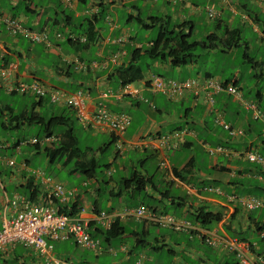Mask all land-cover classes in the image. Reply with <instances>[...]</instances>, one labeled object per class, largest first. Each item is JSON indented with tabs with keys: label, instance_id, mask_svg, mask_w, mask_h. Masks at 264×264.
I'll list each match as a JSON object with an SVG mask.
<instances>
[{
	"label": "crops",
	"instance_id": "0c3cea01",
	"mask_svg": "<svg viewBox=\"0 0 264 264\" xmlns=\"http://www.w3.org/2000/svg\"><path fill=\"white\" fill-rule=\"evenodd\" d=\"M0 1L8 5L5 10V5H1L0 2V17H14L28 30L37 33L46 32L50 42L48 46L31 44L21 36L9 34L3 21L0 20V68L11 63L15 64L16 68L11 75L10 85L38 83L53 90L56 89L53 85L58 82L63 85L58 89L66 91L69 88L67 92L72 94L83 92L89 113L95 112L99 105L107 108L112 114H123L129 118V125L121 136L125 143L152 140L172 133H180L182 137L178 148L166 152L169 170L159 167V156L150 148L124 146L122 154L117 155L114 152L102 179H98L91 172L85 174L89 182L84 181L83 186L87 188L86 193L94 199L92 204L85 201L79 202L80 195L76 193L78 190L68 188L62 183L65 188L74 191V196L57 207L75 206L74 215L70 216L68 211L63 214L86 223L91 238L99 241L100 249L96 251L82 249L72 238H68L54 244L56 257L70 264H133L138 258H142L144 264H237L234 255L224 248L222 242L229 237L249 243L253 261L256 264H264V240L257 232L258 226L264 224V220H261L262 214H255L256 210L250 212L230 202L232 196L257 197L253 192L264 193V164L250 163L245 158V152L251 150L264 154L262 122L254 121L251 115L242 109L240 103L227 94L216 97L213 111H211L203 96L195 98L186 95L183 99H168L162 94L152 93L145 83L156 74L151 71L148 64L144 65L140 63V60L137 65L143 68V79L132 83V86L140 90L141 99L129 96L119 99L114 96L106 98L102 96L106 90H112L114 93L118 90L124 80L123 73L129 68L132 48L142 46L143 49V45H136L135 40L132 43H125L123 48L121 47L125 55L119 66L110 65L108 56L119 50L114 40L120 35L125 36L129 33L125 27L117 32V23L114 21L115 28L111 29L110 20H113L111 15L118 16L116 9L125 13V9L128 8L127 19L134 20L139 14H144L147 22L158 19L159 22L167 21L181 26L191 23L190 29H194L199 18L206 15L205 8L212 7L217 16L212 20L206 16V19L215 27L212 31L205 32L204 38L210 34L221 36L224 28L239 30L240 46L226 51L227 54H235L241 47H244L245 53H248L250 43L241 35L243 27L246 26L252 28V33L256 35L254 40L257 49L262 48L264 0H177L175 2L139 0L143 3L140 7L136 5L138 2L128 0H68V3L61 0ZM93 7L99 8V12L101 8L106 9L104 18L102 17L103 19L99 20L95 26L96 37L100 41L87 47L81 44L83 48L78 46L80 43L70 44V34L74 36L83 34L80 24L84 18L92 17L84 13ZM235 23L238 24L235 25ZM190 29L183 27L180 31L186 34ZM58 34L61 35L60 38L57 37ZM8 38H11L12 42H9ZM169 44L172 45V40ZM68 46L75 52L70 51ZM126 58H129L127 62H125ZM251 59L254 65L259 67V70L255 69V77L264 78V59ZM150 60L152 68L165 73H176L179 76L183 72H192L197 64L190 62L182 67L173 66L171 59L159 57L150 58ZM94 62L98 67L85 70L76 68L80 64L91 65ZM103 64L107 69L102 68ZM238 75L239 73L229 81L212 76L208 72L198 71L195 78L213 77L222 83L227 81L237 83L239 87ZM157 76L177 81L190 79ZM5 82L6 80L0 76L1 90H4ZM262 95L258 94L257 101L248 102H256L261 106ZM242 96L246 100L243 94ZM44 102L47 106L43 105ZM43 107L46 113L51 115L56 113L52 107L67 109L74 115L73 110L64 105H53L48 98L40 101L35 112L40 113ZM4 108L5 106L1 107L2 110ZM214 113L222 116L234 127L242 129L244 136L232 139L225 130L214 124ZM6 119L7 116L4 115L2 121L6 122ZM20 131V129L16 130L17 133ZM99 132L109 135L115 147L117 139L111 132ZM204 134L207 135L205 138ZM210 144H215V148L222 147L225 152L211 156L209 150L215 148H206L210 147ZM196 146L202 148H195ZM197 151H202L201 153L208 157L206 166L203 168L195 167ZM19 152V149L0 150L1 160L14 158L17 162L15 168L6 166L3 161L0 162V180L3 185V189L0 190V226L6 200L16 193L21 194L27 181L38 186L37 199L45 198V188L42 185H36L29 173L20 168V164L26 160L14 156ZM171 153L174 155L169 156ZM151 159H154L156 163H150ZM27 166L30 168L28 164ZM202 169L205 171L203 172ZM108 171L111 172L109 176L106 173ZM118 172L121 176L119 180H116L114 174ZM71 173L75 172L72 170ZM134 174L148 182L140 192H135L133 185H126L127 179L132 175L135 176ZM101 201H103L104 209L100 207ZM138 206L188 221L193 224L194 231L175 232L171 229L158 228L149 222L137 221L132 216H123L128 210ZM199 209L220 213L223 218L219 223L204 226L195 220ZM169 210H174L176 215L169 213ZM99 212L110 213L114 217L112 227L117 232L115 237L106 236V231L110 228H103L98 223ZM136 223L139 226H136ZM203 233L216 236L220 242L216 246H209L201 237ZM98 236L103 237L106 247L102 246ZM143 240L146 243H142ZM114 242L117 244L113 245ZM0 259L13 264L16 261L18 264H45L35 251L19 245L8 248L5 255H0Z\"/></svg>",
	"mask_w": 264,
	"mask_h": 264
},
{
	"label": "built area",
	"instance_id": "2783aa9c",
	"mask_svg": "<svg viewBox=\"0 0 264 264\" xmlns=\"http://www.w3.org/2000/svg\"><path fill=\"white\" fill-rule=\"evenodd\" d=\"M61 1L68 3V0ZM145 1L156 2L158 0ZM167 1L175 2L177 0ZM205 11L210 20L215 19L217 16L216 11L212 7L207 6ZM97 13L98 8L94 7L86 12L90 16H94ZM0 20L3 21L8 33L13 36H21L31 44L45 46L50 44L46 32L37 33L28 30L20 24L18 19L10 16L0 17ZM110 27L111 29L115 28L113 20H110ZM57 37L60 38L61 35L58 34ZM69 39L73 41L77 40L73 35ZM127 39L128 35H120L114 40V43L122 47L127 42ZM78 40L80 43H87V37L85 35L79 37ZM99 41L98 37H95L94 44ZM123 55V50L119 49L111 53L107 60L112 67H116L121 63L120 61ZM96 67H98L97 63L94 62L89 66L80 64L76 68L85 70ZM102 68L104 70L107 69L105 64H103ZM15 69V64L13 63L0 68V76L6 80L4 90L7 94H32L37 99L48 97L52 104H62L74 110L78 121L84 126L99 131L111 132L117 139L115 143V152L117 155L122 154V151L125 149L124 146L131 148H150L159 156V167L164 170L169 168L166 152L178 148V144L182 141L180 133H172L152 140L125 143L121 136L130 122L126 115L112 114L107 108L99 105L95 112L89 113L86 109L84 95L81 92L70 94L61 89L50 90L45 85L38 83L10 85L9 81ZM145 86L152 93L162 94L168 99H183L186 95L194 96L195 98L203 96L208 109L211 111H213L215 105V98L220 94H227L237 100L242 109L248 112L254 121H261L264 127V110L257 103L244 100L241 90L234 83H222L213 77L176 81L164 79L159 76H152L145 83ZM102 96L104 98L114 96L117 99L129 96L141 99L140 90L129 83H121L116 93L112 90H106ZM213 122L215 125L224 129L231 138H240L244 135L242 129L234 128L230 124L225 123L219 114L215 116ZM50 140V138L45 139V142ZM28 142L36 144L37 140L33 138L28 140ZM24 144L25 142L20 143V145ZM216 153H223V149L218 147L209 150L211 156ZM245 158L250 163L264 164V158L254 151L246 152ZM4 163L10 168L17 166L14 159H7ZM20 168L29 173L36 185H42L46 190V194L43 200L37 199L36 201H30L19 194H14L10 199L6 200L3 221L0 226V255L5 254L10 247L21 245L26 249L35 251L44 260L45 264H70L68 261L60 259L54 254V244L68 238H72L75 244L82 249L99 250L100 243L91 238L86 223L77 218H71L66 214H62L58 210L57 206L66 203L67 199L73 197L74 191H67L61 183L50 179L40 170L29 169L25 163H21ZM110 173L108 171L107 175H110ZM0 189H3L1 180ZM230 200V202H234L250 212L264 208L263 201L254 196H232ZM123 216H132L137 221L149 222L159 228H167L176 232L194 231L193 225L190 222L168 214L156 213L148 210L144 206L130 209ZM113 219L114 217L110 213L100 212L97 215L98 223L106 229L111 227ZM201 235H203L201 237L204 242L209 246H216L220 242V239L211 234L203 233ZM260 236L264 237V231ZM222 242L224 248L234 255L237 264H256L251 257V247L247 242L229 237H226ZM0 264L8 263L0 261ZM133 264H144V260L138 258Z\"/></svg>",
	"mask_w": 264,
	"mask_h": 264
},
{
	"label": "rangeland",
	"instance_id": "374dc122",
	"mask_svg": "<svg viewBox=\"0 0 264 264\" xmlns=\"http://www.w3.org/2000/svg\"><path fill=\"white\" fill-rule=\"evenodd\" d=\"M39 2L40 0H36ZM131 2H138L136 5L139 7L142 6L143 3L139 2V0H128ZM1 2V1H0ZM1 5H5V10H7L8 5L5 2H1ZM128 9V8H127ZM127 9H125V13H122L121 11L116 9V13L118 16L112 14L111 17L115 23H117V32L121 31V29H128L133 37H135V43L136 45H143L142 52L144 54L141 56L140 63L148 64L151 67V71L154 72V74L162 75L165 77H169L172 79H178V77H181V79H198L195 78L198 71L205 73L208 72L212 76H218L222 77L223 80H231L232 77L235 75H238V81L240 82L241 93L245 96L246 101H257V93L263 94L262 96V102H261V108H264V78L259 79L255 77V69L259 70V67L254 65L253 62H248L244 57L243 54L245 52L244 47L239 48L237 50L238 53L235 54H226L223 52H220L219 50L215 51H203L202 49H197L196 54H198V58H196V68L192 70V72L185 73L183 72L181 76L177 75L176 73H165L160 70L152 68V61L147 56V46L148 43L154 38L155 31H157V27L147 29L145 26H140L139 24L135 23V21H131L130 23H126V15H127ZM142 19L144 17V14L141 15ZM206 15H202L199 18V21H197V25H195L194 32L190 38V41H198L199 39L204 38L205 32L212 31L214 29V25L212 23H208L206 19ZM264 20V19H263ZM174 21V19H173ZM238 24V23H237ZM235 23V25H237ZM22 25V24H21ZM23 26V25H22ZM28 26V25H27ZM24 27V26H23ZM29 27V26H28ZM106 29V27H105ZM36 32V31H35ZM242 38L246 39L249 45L248 49V56L250 58H255V60L264 59V44L262 48L257 49V44L254 40V35L252 33V28H249L248 26L243 27V32L241 33ZM9 42H12L11 38H8ZM171 42V41H170ZM25 44H27L25 42ZM69 47V46H68ZM70 51H74L72 47H69ZM129 58L125 59V62L128 61ZM152 72V73H153ZM161 77V76H160ZM44 79V78H43ZM166 79V78H165ZM171 80V79H168ZM177 81V80H176ZM56 88H61L63 85L56 82V84L53 85ZM65 87V86H64ZM67 88V86H66ZM69 88L66 89V91ZM35 98L30 95H19V94H7L4 90L0 89V108L4 106H9L10 108L14 109L16 112H20L23 110L30 111L32 109V103L35 102ZM256 103V102H255ZM44 106H47L46 103H43ZM173 107H176V105H173ZM52 109L56 112V114L64 115V116H70L72 119V127L74 130V135L77 139V146L81 152H83V158H94L96 160L97 168L95 170V175L98 179H102L105 166L109 164V161L111 157L113 156L115 152V147L111 143V137L107 134H102L99 131L95 130H89L85 128L81 123L78 122L77 118L74 116H71L70 112H68L67 109H58L56 107H52ZM181 111V107H180ZM40 114L42 116H47L50 114L46 113L45 107H43L40 111ZM214 113V116L215 117ZM224 119V118H223ZM3 120L0 116V122ZM225 121V120H224ZM226 122V121H225ZM228 123V122H227ZM44 128L45 125H33L31 127H24L21 129L20 132H16V130H3L0 128V145H6L8 142L11 143V141H17L19 138L21 141L23 140H29L32 138H37L39 140L44 139ZM64 129L63 126H57L56 131L61 132ZM220 129V128H219ZM24 130V131H22ZM222 130V129H220ZM215 132V129L213 130ZM223 131V130H222ZM207 135H203L205 138ZM46 144V143H45ZM104 145V146H103ZM106 148H103L105 147ZM19 154L14 155L18 157V159H24L28 160L29 169L32 170H40L41 172L45 173L46 176H48L52 180H56L59 183H64L67 185L68 188H76L78 191L77 194L80 195V200L85 201L86 203L92 204L94 203V199L90 197L91 195L86 193L87 188H84L83 182L87 180L84 174L81 173H71L72 170V164L64 165V160L56 161L55 163H51L47 156L45 155L43 149L41 148L40 151H36L35 148L32 146H26V145H20L19 147ZM103 148V151L100 152V149ZM195 148H202V147H195ZM206 148H215V144H210V147L207 146ZM202 151H197V154H195L196 157V168H200V166L203 168L206 166L208 158L204 153H201ZM174 153L169 154V156H173ZM150 163L154 164L156 161L154 159L150 160ZM137 169H139L137 165ZM13 170V169H12ZM203 172L205 171L202 169ZM207 174L208 171H207ZM121 176V173H115L114 178L116 180H119ZM92 188V187H90ZM102 188H104L102 186ZM67 191L71 189L65 188ZM254 195L259 197L261 200L264 201V193L260 192L257 193L253 192ZM101 209L103 208V201L99 202ZM169 213L175 214L174 210H169ZM261 213V220H264V208L257 209L255 212ZM176 215V214H175ZM178 215V214H177ZM136 226H139V224H135ZM214 226V225H213ZM234 235V234H232ZM235 236L241 237L239 234H235ZM101 240L102 246L106 247V243L102 236H98ZM115 241V240H113ZM117 242H114L113 245H116ZM146 250V249H145Z\"/></svg>",
	"mask_w": 264,
	"mask_h": 264
},
{
	"label": "trees",
	"instance_id": "16d2710c",
	"mask_svg": "<svg viewBox=\"0 0 264 264\" xmlns=\"http://www.w3.org/2000/svg\"><path fill=\"white\" fill-rule=\"evenodd\" d=\"M102 7V6H101ZM106 9L101 8L100 12L96 15L88 18H84L83 22L80 24V27L83 28V34L87 36V44H82L83 47H87L88 45L94 44V40L96 37L95 26L99 23V20L103 19V15H105ZM103 17V18H102ZM141 14L136 16L134 20L133 18L126 19L127 23L131 21H135V23L140 26H145L147 29L152 27H158L157 31H155L154 38L148 43L146 54L152 58H166L171 59V63L173 66H186L190 62H196V58H198V54H196L197 49H202L203 51H214L220 50V52L226 53L227 50L236 49L240 46V31L234 29L224 28L222 30V35L219 34H210L206 38L199 41H190V38L194 32V29L191 28V23H186L181 25H174L173 23L159 22L158 19H152L150 22H147L146 19L141 18ZM14 18V17H13ZM188 28L190 31L184 34L180 31L182 28ZM135 37L132 34L128 33V39L125 43L134 42ZM172 40V45L169 44V41ZM70 44L74 45L75 43L70 42ZM123 44V46L125 45ZM78 44V43H77ZM79 44L78 46H80ZM119 46V45H118ZM81 47V46H80ZM81 47V48H83ZM121 47L119 46V49ZM123 48V47H122ZM121 48V50H123ZM124 55L125 51L123 50ZM227 54V53H226ZM122 56V59L124 57ZM142 56V46L140 48H132L131 50V61L129 63V68L125 71L124 80L122 84H132L136 81L143 79V68L141 65H137L140 58ZM243 57L248 61L252 62V59L248 57V53L244 52ZM119 66V65H118ZM209 78V77H207ZM230 81V80H229ZM229 81L224 83H230ZM235 86L238 87L237 83H234ZM240 90L241 88L238 87ZM259 94V93H258ZM257 94V97H258ZM261 95V93H260ZM40 104V101H35L32 103V109L30 111L23 110L20 112H16L14 109L9 106H5L2 110L0 108V116H7V119L0 122V128L3 130H21L24 126L31 127L33 125H45L44 128V139L41 141L37 138L36 144H31L28 140L21 141L19 138L17 141L8 142L3 148V150H14L16 147L20 145V143H24L26 146H32L36 151H40L43 149L45 155L49 159L51 163H55L59 160H64L63 164L68 165L72 164V170L75 173L87 174L92 173L95 175V170L97 168L96 160L94 158H83V152H81L77 146L78 142L74 135V130L72 127V119L70 116H64L60 114H50L47 116H42L40 113L35 112V108ZM69 109V108H68ZM71 116H74L71 114ZM57 126H63L64 129L61 132L56 131ZM50 138L51 140L45 142V139ZM33 139V138H32ZM30 140V139H29ZM46 143V144H45ZM12 147V148H11ZM2 150V149H0ZM103 151V148L100 149V152ZM13 155V154H12ZM261 155V154H260ZM264 156V154H262ZM28 163V160H26ZM108 165L105 166V169ZM71 170V171H72ZM135 175V174H134ZM148 182L139 178L138 175L131 176L126 181V185H133L135 192H140L144 186ZM23 188V187H22ZM21 191L22 196L29 199L30 201H36L39 195L38 186H34L30 181H27L26 186ZM75 205V204H74ZM60 207L58 208L60 213H66V211L70 212V216L74 215L73 208ZM223 216L220 213L208 212L203 209H199L196 213L195 220L206 226L210 224L219 223L222 220ZM264 231V224H261L257 228V232L259 235ZM117 235L116 230L111 226L109 230L106 231V236L115 237ZM108 238V237H107ZM264 240V237L262 238ZM141 243V242H140ZM142 243H146L144 240ZM9 264H13L10 261L4 260ZM14 264H18L17 261Z\"/></svg>",
	"mask_w": 264,
	"mask_h": 264
},
{
	"label": "clouds",
	"instance_id": "9594fccd",
	"mask_svg": "<svg viewBox=\"0 0 264 264\" xmlns=\"http://www.w3.org/2000/svg\"><path fill=\"white\" fill-rule=\"evenodd\" d=\"M86 12L87 11H85V15L87 16L88 14H86ZM98 12H99V8H98ZM85 34H82V35H79V36H75L76 38H77V40H75V41H73V40H71V39H69V41L70 42H73V43H80L79 42V40H78V38L79 37H81V36H84ZM70 36H72V34H70ZM74 36V35H73ZM86 36V35H85ZM87 37V36H86ZM80 44H83V43H80ZM85 44H87V43H85ZM7 66V65H6ZM86 66H89V65H86ZM3 67H5V66H3ZM2 67V68H3ZM160 77V76H159ZM163 78V77H162ZM165 79V78H164ZM148 81V80H147ZM146 81V82H147ZM231 83V82H230ZM56 89H58V88H56ZM5 91V90H4ZM65 91V90H64ZM67 92V91H66ZM69 93V92H68ZM78 93V92H77ZM81 93H83V92H81ZM13 94H16V93H12V94H10V95H13ZM70 94H72V93H70ZM75 94V93H74ZM19 95H21V94H19ZM23 95H27V94H23ZM30 95H32V94H30ZM33 96V95H32ZM37 101H41L42 99H44V98H42V99H37L35 96H33ZM45 98H48V97H45ZM49 99V98H48ZM50 102V101H49ZM215 102H216V98H215ZM51 103V102H50ZM52 104V103H51ZM258 104V103H257ZM53 105H56V104H53ZM58 105V104H57ZM56 105V106H57ZM62 105V104H61ZM259 105V104H258ZM65 106V105H64ZM260 106V105H259ZM66 108H69V107H67V106H65ZM261 107V106H260ZM69 109H71V108H69ZM72 110V109H71ZM264 110V109H263ZM74 111V110H73ZM217 114V113H216ZM74 115H75V112H74ZM75 117H76V115H75ZM77 118V117H76ZM221 118L223 119V117L221 116ZM78 120V119H77ZM223 121H224V119H223ZM79 122V121H78ZM225 122V121H224ZM80 123V122H79ZM225 123H227V122H225ZM228 124H230V123H228ZM83 125V124H82ZM232 127H234L232 124H230ZM84 126V125H83ZM217 126V125H216ZM85 128H87V129H90V130H93V129H91V128H88V127H86V126H84ZM234 128H236V127H234ZM237 129H240V128H237ZM224 130V129H223ZM244 132V131H243ZM244 136V135H243ZM242 136V137H243ZM263 137H264V132H263ZM241 138V137H240ZM232 139H237V138H232ZM19 147V145L16 147L17 149H19L18 148ZM3 148H6V146L5 145H3V146H1L0 145V149H3ZM218 148V147H217ZM220 148H222V147H220ZM216 149V148H215ZM223 149V148H222ZM251 151H253V150H251ZM155 152V151H154ZM225 152V150L223 149V153ZM247 152H249V151H247ZM246 153V152H245ZM258 153V152H257ZM259 154V153H258ZM262 156V155H261ZM263 157V156H262ZM264 158V157H263ZM7 159H14V158H7ZM7 159H5V160H7ZM5 160H1V161H5ZM15 160V159H14ZM0 161V162H1ZM15 162H16V160H15ZM22 163H25L26 164V162H22ZM16 165H17V162H16ZM26 166H27V164H26ZM28 167V166H27ZM107 173V172H106ZM45 174V173H44ZM109 176V175H108ZM48 177V176H47ZM58 182V181H57ZM2 183V182H1ZM3 186V185H2ZM1 190V189H0ZM16 194H19V193H16ZM20 195V194H19ZM20 196H22V195H20ZM24 197V196H23ZM25 198V197H24ZM27 199V198H26ZM29 200V199H28ZM59 208V207H58ZM100 213V212H99ZM63 214V213H62ZM2 215H3V212H2ZM68 216V215H67ZM70 217V216H69ZM72 218V217H71ZM176 218V217H175ZM2 221H3V219H2ZM2 224V223H1ZM193 225V224H192ZM112 226V225H111ZM157 227V226H156ZM159 228V227H158ZM167 229V228H166ZM176 232V231H175ZM263 232V231H262ZM261 232V233H262ZM261 238H263V237H261ZM239 240V239H238ZM241 241H243V240H241ZM245 242V241H244ZM249 244V243H248ZM250 245V244H249ZM15 246H17V245H15ZM15 246H13V247H15ZM19 246H21V245H19ZM23 247V246H22ZM79 247V246H78ZM251 247V246H250ZM24 248V247H23ZM6 253H7V251H6ZM5 253V254H6ZM5 254H2V255H5ZM0 261L1 262H4V260H1L0 259ZM7 263V262H6ZM9 264V263H8Z\"/></svg>",
	"mask_w": 264,
	"mask_h": 264
}]
</instances>
